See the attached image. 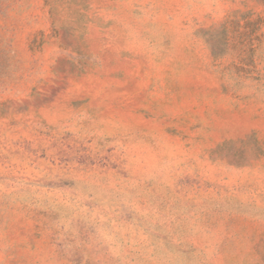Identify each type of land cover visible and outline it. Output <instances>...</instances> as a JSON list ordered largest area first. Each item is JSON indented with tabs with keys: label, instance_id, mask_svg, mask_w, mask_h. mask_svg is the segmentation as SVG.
Wrapping results in <instances>:
<instances>
[{
	"label": "rangeland",
	"instance_id": "374dc122",
	"mask_svg": "<svg viewBox=\"0 0 264 264\" xmlns=\"http://www.w3.org/2000/svg\"><path fill=\"white\" fill-rule=\"evenodd\" d=\"M0 264H264V0H0Z\"/></svg>",
	"mask_w": 264,
	"mask_h": 264
}]
</instances>
